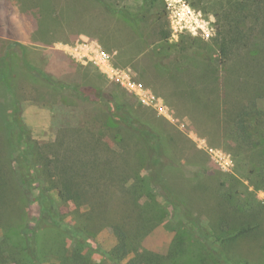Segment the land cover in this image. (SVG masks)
I'll use <instances>...</instances> for the list:
<instances>
[{
  "label": "rangeland",
  "instance_id": "obj_1",
  "mask_svg": "<svg viewBox=\"0 0 264 264\" xmlns=\"http://www.w3.org/2000/svg\"><path fill=\"white\" fill-rule=\"evenodd\" d=\"M143 3L0 0V176L21 202L13 224L27 213L43 237L55 233L49 223L93 228V264H133L136 246L167 256L175 240L208 264L212 248L264 264V0ZM187 6L211 23L209 38L181 31ZM81 41L99 42L132 84L83 64L70 50ZM181 92H197L199 106ZM253 101L248 139L236 116ZM142 131L162 142L163 162L148 163ZM58 159L75 172L63 176ZM76 186L80 204L66 197ZM145 213L153 224L128 246L122 218Z\"/></svg>",
  "mask_w": 264,
  "mask_h": 264
},
{
  "label": "trees",
  "instance_id": "obj_2",
  "mask_svg": "<svg viewBox=\"0 0 264 264\" xmlns=\"http://www.w3.org/2000/svg\"><path fill=\"white\" fill-rule=\"evenodd\" d=\"M262 0H259L261 3ZM156 0H144L142 9L145 11L151 10L155 5ZM260 12V14H259ZM262 9L260 6L255 8L253 11V15L259 17L261 15ZM161 37L163 40L167 41L170 38V32L168 30L161 31ZM225 45H221V63H223L228 58V52ZM252 71L257 74V67H255ZM258 74H263L261 80H258V84L264 81V66H258ZM243 89L235 88L236 92H239ZM177 92V88H176ZM182 97L191 98L193 103L199 106L200 98L198 97L197 92L191 96H188V93L181 92ZM256 113V103L253 101L249 106L245 108H241L240 113L236 118L239 120L236 123V126L241 129L244 135H247L248 139L250 135L248 134V129L250 126H247L248 119ZM147 130V129H146ZM145 130V131H146ZM144 131V132H145ZM142 131V142L146 146L148 150V154H145L146 160L148 159V163L152 166V164H159L163 162L166 157L162 142L158 144L157 141H154L157 137L153 132L144 133ZM149 155V156H148ZM36 163H38V155ZM161 160V162H160ZM57 168L63 176H68L70 173L75 172L72 165H68L63 162L61 159L57 160ZM99 170V169H98ZM153 173V172H152ZM1 175V174H0ZM152 179L155 181V177L152 174ZM156 176V175H155ZM157 177V176H156ZM2 178L0 176V227L3 230V237L0 240V264H34V261H38V264H45L44 258L54 259L58 264H93L92 251L95 247L94 234L92 233V229L88 230V226H84L81 229H78L76 233H72L65 230H58V228H54L51 223H49L50 227H52L51 236L43 237L42 234L37 233L36 229H33L31 224L29 225L27 218L28 214H24L25 217L23 220L20 217L15 218V225L13 224L14 218L11 217L12 212L16 206L20 207L21 202H16L15 205L12 200V195L14 192L10 189V187H6L5 183H2ZM69 189V190H68ZM72 189V192L71 190ZM68 187L66 197L68 200L77 201L80 204V195L81 191L75 187ZM21 201V200H20ZM22 202H25V200ZM142 215V214H141ZM140 215V216H141ZM155 215V214H154ZM27 217V218H26ZM89 221H92V216L88 215ZM94 219V218H93ZM41 220V218H40ZM39 220V221H40ZM122 228L125 231L126 237L128 239V246L132 244L135 245V242L139 241V239L143 238L144 229L146 226L153 224V218L148 221V215L145 213L143 217H141L136 223H132L127 221L125 218L121 220ZM130 225V226H128ZM15 235V241L12 240L10 235ZM39 240L40 245V255L36 251L33 250L32 242ZM69 241H72L75 246L73 251L67 254L64 250L66 249ZM181 240L180 242H182ZM185 243V244H184ZM184 243L177 244L175 240L174 244L176 249L172 251L171 254L167 256H162L156 253L148 252V251H139V246L134 247V250L138 251V254L135 255L132 260L133 264H208L206 256L199 252H191L189 249L190 245L184 240ZM73 244V245H74ZM193 253L194 255H191ZM205 253V252H204ZM56 256L55 258H53ZM211 261L213 264H233L230 262V258L227 257V254L220 250L212 248Z\"/></svg>",
  "mask_w": 264,
  "mask_h": 264
},
{
  "label": "built area",
  "instance_id": "obj_3",
  "mask_svg": "<svg viewBox=\"0 0 264 264\" xmlns=\"http://www.w3.org/2000/svg\"><path fill=\"white\" fill-rule=\"evenodd\" d=\"M185 10V11H184ZM184 14L188 18V24L181 26V31H188L194 36L209 38L212 35L213 27L202 14L185 7ZM71 53L80 59L83 64H92L101 72L116 77L123 85H131L122 70L116 69L112 63V56L102 48L99 42L81 41L77 42L70 48Z\"/></svg>",
  "mask_w": 264,
  "mask_h": 264
}]
</instances>
